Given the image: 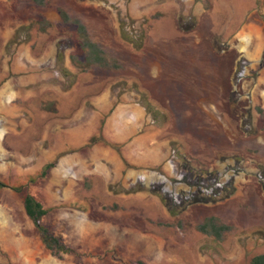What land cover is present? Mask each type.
Masks as SVG:
<instances>
[{"label": "rangeland", "instance_id": "1", "mask_svg": "<svg viewBox=\"0 0 264 264\" xmlns=\"http://www.w3.org/2000/svg\"><path fill=\"white\" fill-rule=\"evenodd\" d=\"M59 9L118 67L79 71ZM0 180V264L264 254V0H0Z\"/></svg>", "mask_w": 264, "mask_h": 264}, {"label": "trees", "instance_id": "2", "mask_svg": "<svg viewBox=\"0 0 264 264\" xmlns=\"http://www.w3.org/2000/svg\"><path fill=\"white\" fill-rule=\"evenodd\" d=\"M36 4H42L43 0H32ZM59 16L64 23H72L74 25V31L76 34L77 40V48L76 53L70 56L73 65L79 70L83 71L86 70L88 67L91 66H103L108 68H115L118 67V64L114 60H110L106 58L103 50L99 48V46L89 39L86 27L84 24L79 22L78 20L71 19L67 12L63 9L58 10ZM37 29L41 32H45L50 23L41 18L36 20ZM122 37L128 40L129 42L132 41L130 35L127 33H123L121 31ZM139 47V45H137ZM52 163L46 164L44 170L41 172V176L45 175L48 169L51 167ZM9 185L0 180V189L8 187ZM11 189L17 191L20 186H9ZM22 204L23 209L27 217L32 221L34 224L36 231L38 232L41 241L44 243L45 247L51 251L57 253H69L72 252V249L67 246L61 239L60 236L54 235L46 225L43 224L41 221L42 218L48 213L50 208L44 207L43 204L37 200L32 194L25 193L22 197ZM208 226L210 227L208 229ZM199 229L206 233H212L213 235L219 236L221 231L224 229L223 225H216L213 222V218H208L207 221L203 224L199 225ZM134 264H147L142 260L136 261ZM249 264H264V254H257L254 255Z\"/></svg>", "mask_w": 264, "mask_h": 264}]
</instances>
